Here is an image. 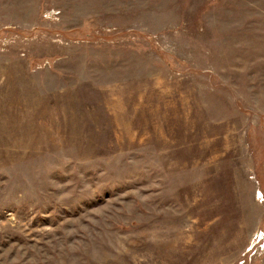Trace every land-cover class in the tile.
Instances as JSON below:
<instances>
[{
  "label": "rangeland",
  "instance_id": "rangeland-1",
  "mask_svg": "<svg viewBox=\"0 0 264 264\" xmlns=\"http://www.w3.org/2000/svg\"><path fill=\"white\" fill-rule=\"evenodd\" d=\"M0 264H264V0H0Z\"/></svg>",
  "mask_w": 264,
  "mask_h": 264
}]
</instances>
